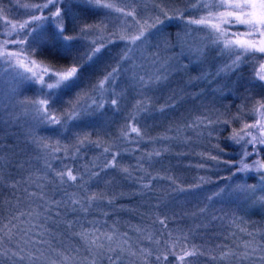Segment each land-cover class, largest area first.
I'll use <instances>...</instances> for the list:
<instances>
[{
    "label": "trees",
    "instance_id": "obj_1",
    "mask_svg": "<svg viewBox=\"0 0 264 264\" xmlns=\"http://www.w3.org/2000/svg\"><path fill=\"white\" fill-rule=\"evenodd\" d=\"M29 1L26 2H42ZM16 2L0 0V7L7 10L4 15L16 13L17 16L10 19L14 23L29 19V10L25 9L21 16ZM60 7L67 13L65 23L69 34L81 35L79 27L99 21V11L85 3H67ZM193 13L187 12L182 16L187 20L193 18ZM45 14L50 13L45 10ZM69 16L78 18L75 32L72 31ZM181 23H166L171 27V37ZM1 25L0 40L23 38L24 33L5 36L8 28H2ZM28 39L31 41V37ZM83 41L81 36L77 48L67 57L53 48L31 53V58L42 61L50 68L60 69L74 57H83L89 52ZM19 47L8 45L9 50H17ZM24 47L31 52L29 45ZM114 59L116 61L115 57L111 62ZM106 70L105 64L94 63L85 74L80 88L50 105L51 111L61 118V125L48 124L37 117L26 120L24 117L9 116L4 109L6 106L0 104V251H8V256H0V264H52L55 260H58L56 264H72V260L80 256L93 260L94 264H120L125 258L123 252L131 242L137 246L136 252L132 253L136 256L135 264H179L177 256L183 251L173 233L175 225L186 217L190 205L183 197L189 191L179 192L175 187L190 189L199 184V188L192 189H212L231 177L237 178L235 152L238 147L227 142L228 126L218 133L219 139L213 154L217 159L213 160L212 167L207 171L209 178L216 181L211 184L203 182V169L195 168L189 176L195 175L196 180L192 177L187 185H176V180L171 177L174 156L180 164L186 161L201 167L208 157L200 149L194 152V148L188 150L174 145V135L170 134L167 135L166 143L171 146L157 151L159 155L155 154V157L150 156L149 159L152 150L148 148L153 145L139 144L135 136L121 129L124 115L109 113L106 107L98 112L90 110L85 113L86 105L83 101L92 96L90 92L93 85L102 79ZM191 71L195 72L194 69ZM19 86L21 99L33 98L37 93L30 83ZM199 88L191 86L190 91L194 93ZM77 93L81 95L79 104ZM52 99L57 100L56 97ZM73 105L82 115L77 120L69 121L63 114L72 111ZM175 118L174 113L162 117L152 115L148 119L149 130L145 138L152 143L159 142L158 135L162 128ZM67 124L70 125L64 133L59 126ZM44 144L50 147L45 148ZM56 147L60 151H54ZM105 148L109 151L105 152ZM114 155L115 167H106L113 163ZM66 169H71L77 176L76 182H60L56 173ZM93 194L97 198L90 200ZM73 200L79 203H72ZM160 220H165V224L162 225ZM100 231L112 233L114 247L98 240L103 247L98 243H89L102 235ZM79 234H87L88 240L82 239ZM41 240L45 243H39ZM13 252H19L24 259L12 256ZM165 255L168 256L167 260H163ZM157 256L161 259H155ZM63 257L68 259L63 260ZM187 259L191 264H200L199 260L191 257Z\"/></svg>",
    "mask_w": 264,
    "mask_h": 264
},
{
    "label": "rangeland",
    "instance_id": "obj_2",
    "mask_svg": "<svg viewBox=\"0 0 264 264\" xmlns=\"http://www.w3.org/2000/svg\"><path fill=\"white\" fill-rule=\"evenodd\" d=\"M26 1L17 0L16 2L17 11L21 12V16L25 12L23 5L28 3ZM69 3L75 5L84 2L83 0H69ZM191 4L192 0H140L136 7L141 22L144 19L151 21L157 16L164 19L163 13H161V8H163L169 15L175 17L171 23L172 21L182 23L172 37L170 26H165L164 31L159 35H149L147 43L129 53L131 57L129 61L121 60L126 46L124 42L118 40V35L125 22L118 19L116 13L108 15L104 10L90 7L99 11V21L92 24L98 25V27L82 35L83 42L89 50L93 40L97 42V46L101 43L105 45L95 60V63L107 66L103 76L113 68L119 67L120 69L115 79L106 84L103 91L91 89L92 96L86 97L83 101L88 111L98 112L101 110L95 105L88 109V105H92V101L95 100L96 104L105 105L104 108L106 107L109 113L124 115L121 129L127 130L129 135L135 136L136 139H134L139 144L153 145L148 148V150H152L148 155L149 159L150 156L155 157L157 151L171 146L166 143L167 135L170 134L174 135L172 139L174 145L186 147L188 150L194 148V152L200 149L204 156L208 157L205 165L199 167L193 162L185 163L186 161H184L180 164L174 156L171 177L176 180V185L181 183L187 185L192 177L193 180H196L195 175L189 176L192 175L195 168L203 169V182L211 184L216 181L209 178L207 171L214 163L210 157L215 154L219 139L218 133L225 129L223 128L225 126L229 127L227 142L238 147L235 152L237 156L236 168L241 159L250 165L256 161L264 163V145L257 143L253 147L252 144L245 143L251 139L249 136H245L240 143L231 139L234 131L243 135L242 129L252 132L258 138L260 136L257 129H245L244 126L254 124L258 119H261L253 110L257 107L258 100L264 101V91H261L259 87H252V84L259 65L264 63V59L259 57L264 54H256V57L247 59L245 63L231 71L223 70L225 63L230 64L231 60L226 56H221L217 48L211 45L207 39V30H200L195 25H186L185 16H181L187 12H194L193 18L205 15L203 10H195ZM5 16L12 19L17 15L14 13ZM0 23H2V28L7 29L2 21ZM127 25H130L133 31L136 28L130 18ZM237 29L243 31V26L232 27L231 31ZM151 32L155 33L156 29H152ZM202 46L203 53L197 51ZM115 57L116 61L114 59L111 62ZM3 69L4 66L0 65V104L4 105L3 107L6 106L4 109L10 114L9 116L24 117L26 120L28 118L35 119L33 107L24 102L38 99V96L42 97L39 84L17 76L11 69ZM192 69L195 72H192ZM25 75L30 74L26 73ZM158 75L167 76V79L153 83L152 81ZM140 76L148 81L147 86L142 85L139 80ZM149 77L152 79L149 80ZM45 80H48L47 76ZM23 83L33 85L37 92L33 98H20L22 92L19 85ZM191 86L200 88L193 93L190 91ZM44 90V92L48 91ZM114 98L118 100L117 106H112L110 103ZM138 102H143V109L137 108ZM234 104H236L235 107ZM169 113L176 114V118L162 128L158 135L159 142L152 143L147 140L145 134L149 130L148 119L154 114L162 117ZM69 125L59 126V129L66 133ZM133 126L140 129L139 136L131 132L130 129ZM245 151L251 155L245 157L243 155ZM262 174L264 173L256 171L238 172L237 178L231 177L223 183L215 185L212 189L200 188L186 192L187 195L183 196L184 201H187L190 206L183 221L175 225L173 233L180 249L182 251L191 250L193 247L198 249L203 255L191 258L199 260L200 264H264V206L242 199L235 202L220 198L208 200L213 192L219 191L220 188H225L227 185L235 188L237 185L259 184ZM175 190L178 188L175 187ZM201 209L204 211L201 212ZM99 233L102 234L98 239L99 242L104 245L107 242V246H115L114 238L107 239V237L112 238V233L107 231ZM132 244L128 245L129 248L123 252L125 258L119 262L120 264H135L136 256L132 253L136 252L137 246ZM245 245H249V247L246 248ZM225 252L234 255H230L227 259H221ZM245 253H247V258H245ZM150 259L151 255H148V260ZM55 262L57 263L58 260ZM72 264H94V262L80 256L75 257Z\"/></svg>",
    "mask_w": 264,
    "mask_h": 264
},
{
    "label": "snow or ice",
    "instance_id": "obj_3",
    "mask_svg": "<svg viewBox=\"0 0 264 264\" xmlns=\"http://www.w3.org/2000/svg\"><path fill=\"white\" fill-rule=\"evenodd\" d=\"M83 2L93 9L104 10L105 14L110 15L116 13L117 18L125 22L121 33L118 35V40L124 42L126 46L125 53L121 57L122 61H129L131 59L129 53L134 51L135 48H139L147 43L149 35L154 36L162 33L165 26H170L166 25V21L170 22L175 18L161 8L164 19H160L157 16L151 21L144 19L141 22L136 7L140 3V0H83ZM67 3H69V0H42L40 3H26L23 7L29 10L30 18L15 23L4 15L6 10L0 7V21L8 28V31L4 35L11 36L13 33L17 35L24 33L21 39L0 40V65L4 66L3 70L11 69L17 76L29 80L32 83L39 84L43 98L28 100L24 103H28L33 107L35 115L40 121L52 125H61L62 120L51 111L50 105L58 102L60 97L68 95L75 89L80 88L85 74L91 70L95 60L105 47L103 43L97 46V42L93 40L90 50L85 56L79 58L74 57L69 64L60 69L50 68L45 66L42 61L38 62L36 59L31 58V53L53 48L64 53L67 57L77 48V43L83 34L98 27V25H84L78 29L81 35L69 34V29L65 23L67 13L60 7L61 4ZM191 7L197 11L203 10L205 15H201L199 18L187 19L186 25H195L200 30H207V39L211 42V45L217 48L221 56H226L231 60L230 64L225 63L223 70L231 71L234 68H238L242 63H245L247 59L256 57V54H264V0H192ZM45 10H48L50 14H45ZM37 12L40 14H35ZM129 18L136 26L134 31L130 25H127ZM77 19L75 16H69V20L73 25L72 31L74 32L77 31ZM46 22H48L47 26H45ZM235 26H243V31L239 29L231 31V28ZM152 29H156V32L152 33ZM28 37H31V41H29ZM9 44L19 45L20 47L17 50H9ZM25 45L30 46L31 52L26 50ZM197 51L203 53V46L198 48ZM259 58L264 59V55ZM119 71V67L113 68L112 71L108 72L93 85L94 90L103 91L105 85L115 79ZM26 73L30 75H25ZM46 76L48 77L47 81L45 80ZM151 79L149 77V80ZM165 79H167V76L158 75L152 82H161ZM139 80L143 86H147L148 81H145L143 76H140ZM252 87H259L261 91H264V63H261L259 70L255 72ZM44 89L48 91L44 92ZM53 97H56L57 100L54 101L52 99ZM80 99L81 95L77 93V104H79ZM110 103L112 106H117L118 100L114 98ZM93 105L97 108L104 107L103 104H96V101L93 100L92 105H88V109H91ZM137 108L143 109V102H138ZM84 111L87 113L88 110L85 109ZM253 111L261 119H258L254 124H246L244 128L257 129L260 133L259 138L253 135L252 132H246L242 129L243 135L240 132L234 131L231 137L236 143H240L244 140L245 136H249L251 139L245 141V143L252 144L253 147L257 143L264 145V101L258 100L257 107ZM63 115L67 120H77L82 113L76 110V105H73L72 111L65 112ZM130 130L136 133L137 136L141 134L140 129L137 127L133 126ZM82 143L83 141H81ZM43 147L48 148L50 146L44 144ZM53 150L60 151L59 147ZM104 151L107 152L109 149L105 148ZM155 154L159 155V152ZM243 155L247 157L251 153L245 151ZM210 158L213 160L217 159L215 156ZM48 167H51V165H48ZM106 167H115V155L113 156V163L106 165ZM124 171H127V169H124ZM237 171L264 173V163L256 161L250 165L244 159H241ZM56 176L61 183L76 182L78 179L71 169L58 171ZM144 187H148V185ZM199 187L200 185L196 184L191 186L190 189L179 188L178 191L186 192L191 191L192 188ZM96 198L95 194L89 197L90 200ZM213 198H220L221 200L227 199L232 202L242 199L245 201H253L264 206V174L260 176L259 184L237 185L235 188L227 185L225 188H220L219 191L213 192L212 196L208 197V200L211 201ZM72 203H79V201L73 200ZM200 211L203 212L204 209ZM160 223L162 225L165 224V220H160ZM79 235H81L82 239L88 240L87 234ZM98 239L99 237L92 239L89 243L96 245ZM107 239L111 240L112 238L107 237ZM39 243H45V241L41 240ZM100 247H103V245H100ZM245 247L247 248L249 245H245ZM20 251L22 252L23 249ZM253 251H255L254 248ZM172 254L176 255L175 253ZM58 255L60 254L58 253ZM200 255H203V253L193 247L191 250H183V253L177 256V260L179 264H191V261L187 258ZM230 255L234 254L225 252L222 254L221 259H227ZM0 256H8V251H0ZM12 256H16L20 260L24 259V256L19 252H13ZM245 258H247V253H245ZM33 259H39V257H34ZM67 259V257H63V260ZM156 259L160 260L161 257L157 256ZM167 259V255L163 256V260ZM52 264H56V262L53 261Z\"/></svg>",
    "mask_w": 264,
    "mask_h": 264
}]
</instances>
